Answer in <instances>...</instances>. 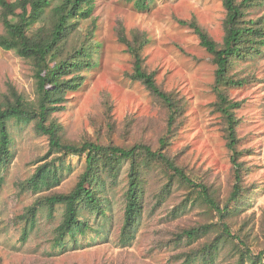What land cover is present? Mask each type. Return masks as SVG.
Segmentation results:
<instances>
[{
  "label": "rangeland",
  "instance_id": "rangeland-1",
  "mask_svg": "<svg viewBox=\"0 0 264 264\" xmlns=\"http://www.w3.org/2000/svg\"><path fill=\"white\" fill-rule=\"evenodd\" d=\"M242 1V0H239ZM89 20L82 21L65 47L70 53L80 40L91 35L95 54L92 65L84 69L82 86L69 92L63 109L54 117L61 123L67 139L81 142L93 138L102 144L131 147L145 141L154 149L161 147L166 134L164 107L146 87L127 77L133 61L118 38V28L148 35L144 50L145 65L168 91H176L186 100V109L177 133L169 137L167 150L178 158L186 173L198 182L214 187L225 201L232 189L231 152L226 147L220 114L215 113L213 91L216 66L201 46L198 35L180 23L196 19L219 44L224 40L226 9L221 0H153L140 8L128 0H96ZM247 19L264 26V0H257ZM4 27L0 23V34ZM262 53L235 62L231 74L245 78L243 87L230 89L231 98L243 101L237 110L240 149L248 150L242 160L251 167L246 176L250 192L239 208L232 230L250 232L255 253L264 251V46ZM34 65L15 51L0 49V97L14 87L35 101ZM108 103V104H107ZM112 107V122L107 113ZM14 158L0 172V264H183L179 254L205 242L174 243L182 228L218 222V215L206 214L193 200L185 203L189 188L169 179L159 167L146 173L144 212L128 245L121 242L124 224L129 166L123 165L116 181L107 179L108 199L104 213H88L92 229L58 244L55 236L62 224L65 208L49 216L42 208L24 238L20 217L39 198L69 193L85 171L86 157L68 156L61 163L62 183L50 192L33 194L22 190L39 159L49 150L46 137L35 133L34 124L12 120L9 123ZM237 254L224 248L215 264H236ZM192 264H202L201 261Z\"/></svg>",
  "mask_w": 264,
  "mask_h": 264
},
{
  "label": "trees",
  "instance_id": "trees-1",
  "mask_svg": "<svg viewBox=\"0 0 264 264\" xmlns=\"http://www.w3.org/2000/svg\"><path fill=\"white\" fill-rule=\"evenodd\" d=\"M140 8H148L153 0H128ZM226 9L224 20V40L216 42L196 19L180 23L189 26L198 35L201 46L212 56L216 66L215 82L212 86L216 94L213 103L215 113L220 114L226 147L231 152L232 189L223 201L218 191L205 182H198L186 173L167 146L181 124L186 109V100L176 91H168L158 83L156 72L145 65L144 50L150 43L146 33L132 30L130 36L122 26L118 28L119 41L125 45L133 61V70L127 73L133 81L141 82L150 95L159 101L166 111L167 130L160 139L161 147L154 149L145 141L136 142L131 147L102 144L93 138L73 142L66 138L64 128L54 117L63 109L69 92L78 90L83 83L81 72L92 65L94 48L90 44L91 35L80 40L70 53H65L69 37L79 30L82 21L89 20L95 10L96 0H0V23L4 32L0 34V49L15 51L20 57L34 65L37 98L30 101L14 87L9 95L0 97V172L9 166L14 158L10 121L33 123L35 133L46 137L49 150L39 159L41 163L34 174L21 184L22 190L33 194L50 192L59 187L63 180L61 163L68 156L86 157L85 171L69 193H57L39 198L20 217L24 225V238L33 226L42 208L52 216L59 207L65 208L62 224L55 239L64 244L77 234H86L92 226L86 217L88 213H104L108 199L107 179L116 181L123 165L129 166L128 189L121 242L128 245L135 237V231L144 212L146 173L155 167L168 177L166 190L175 183L189 188L185 203L193 200L203 207L206 214L218 215V222L182 228L175 236L174 243H197L179 254L183 264L201 261L215 264L220 252L227 246L237 254L236 264H264V251L255 253L250 244V232L240 228L234 233V219L250 187L246 176L251 167L242 160L248 150L240 149L241 138L238 128L241 119L237 110L244 102L230 96V89L243 87L245 78L233 76L231 70L236 61L262 53L264 46V26L247 19L248 10L257 0H221ZM108 104V103H107ZM112 107L108 106L109 125L112 122Z\"/></svg>",
  "mask_w": 264,
  "mask_h": 264
}]
</instances>
